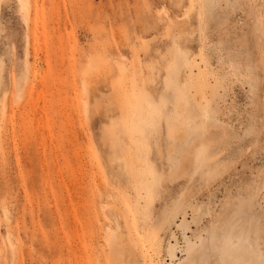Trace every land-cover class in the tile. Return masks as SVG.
<instances>
[{
    "label": "rangeland",
    "instance_id": "1",
    "mask_svg": "<svg viewBox=\"0 0 264 264\" xmlns=\"http://www.w3.org/2000/svg\"><path fill=\"white\" fill-rule=\"evenodd\" d=\"M201 249L264 264V0H0V264Z\"/></svg>",
    "mask_w": 264,
    "mask_h": 264
},
{
    "label": "bare ground",
    "instance_id": "2",
    "mask_svg": "<svg viewBox=\"0 0 264 264\" xmlns=\"http://www.w3.org/2000/svg\"><path fill=\"white\" fill-rule=\"evenodd\" d=\"M202 153L203 152L201 150L198 151L197 158H196L197 160L200 159V157L202 156ZM112 235H111L112 237H115V234H112ZM169 248L174 249L173 245H170ZM231 256L233 259H230L226 255H224L223 264H255L252 259H246V258H249L248 256H243V255L240 256L236 250L231 252ZM207 261H208L207 254L204 249H201L198 253L192 256V260L188 262L187 264H205Z\"/></svg>",
    "mask_w": 264,
    "mask_h": 264
}]
</instances>
